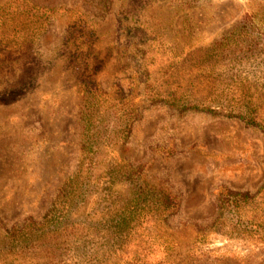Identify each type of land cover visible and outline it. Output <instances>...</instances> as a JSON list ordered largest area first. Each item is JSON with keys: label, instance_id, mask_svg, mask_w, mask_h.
Listing matches in <instances>:
<instances>
[{"label": "rangeland", "instance_id": "374dc122", "mask_svg": "<svg viewBox=\"0 0 264 264\" xmlns=\"http://www.w3.org/2000/svg\"><path fill=\"white\" fill-rule=\"evenodd\" d=\"M90 88L110 127L131 121L77 212L128 198L135 167L178 202L116 245L121 262L264 264V0H0V240L86 161L72 134ZM8 247L0 264L40 262Z\"/></svg>", "mask_w": 264, "mask_h": 264}, {"label": "trees", "instance_id": "16d2710c", "mask_svg": "<svg viewBox=\"0 0 264 264\" xmlns=\"http://www.w3.org/2000/svg\"><path fill=\"white\" fill-rule=\"evenodd\" d=\"M87 90L86 94H82L72 134L78 139L76 145L80 153L85 154L83 157L86 161L79 162L71 178L58 188L51 207L41 216L40 221L29 218L26 223L2 228V247L9 246L11 252L17 251L16 254L20 255L32 252L42 264H71L66 260L69 250L72 251V255L69 253L73 259L72 264H129L121 262L116 253V245H120L123 240L131 242L129 240L136 235L142 238L146 231V221L166 220L167 216L177 211V199L170 193L149 185L141 169L135 167L120 172L121 175H126L123 178L125 182L132 186L128 198L113 197L106 200L105 197L110 195L104 194L94 202L93 210L77 212L76 205L85 194L80 178L91 181L99 177L100 173L92 174V170L96 166L94 161L102 154L101 147H108L112 140L117 142L121 137L124 138L129 132L131 121V116L126 117L127 113H124L123 116L116 117L120 128L117 129L116 125L110 127L109 121H106L103 96L99 97L91 88ZM117 168L114 165L107 168L104 175L107 177V173H119ZM231 195L246 198V193L234 192ZM102 202L104 205L99 209ZM88 242L95 247L92 253H86ZM107 245L111 248L103 250L102 247Z\"/></svg>", "mask_w": 264, "mask_h": 264}]
</instances>
